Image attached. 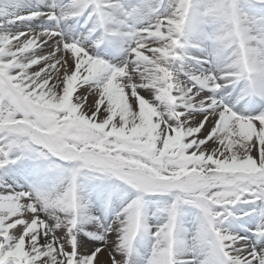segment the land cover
<instances>
[{
  "label": "snow or ice",
  "instance_id": "snow-or-ice-1",
  "mask_svg": "<svg viewBox=\"0 0 264 264\" xmlns=\"http://www.w3.org/2000/svg\"><path fill=\"white\" fill-rule=\"evenodd\" d=\"M0 264H264V0H0Z\"/></svg>",
  "mask_w": 264,
  "mask_h": 264
}]
</instances>
